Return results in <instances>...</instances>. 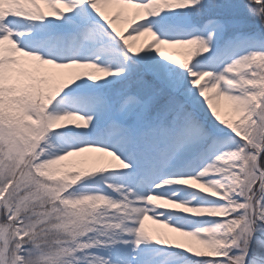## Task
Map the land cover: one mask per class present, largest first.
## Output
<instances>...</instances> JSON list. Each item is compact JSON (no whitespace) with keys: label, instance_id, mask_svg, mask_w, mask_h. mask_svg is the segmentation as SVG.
Listing matches in <instances>:
<instances>
[{"label":"snow or ice","instance_id":"6c2138e0","mask_svg":"<svg viewBox=\"0 0 264 264\" xmlns=\"http://www.w3.org/2000/svg\"><path fill=\"white\" fill-rule=\"evenodd\" d=\"M0 264H264V0H0Z\"/></svg>","mask_w":264,"mask_h":264},{"label":"rangeland","instance_id":"374dc122","mask_svg":"<svg viewBox=\"0 0 264 264\" xmlns=\"http://www.w3.org/2000/svg\"><path fill=\"white\" fill-rule=\"evenodd\" d=\"M45 9H46V11H49V9H47V6H45ZM109 11H110V12H111V11H115V6H110ZM133 11H134V9H133L131 6H129V7L126 8V14H130V13H132ZM117 23H118V25L121 26L122 28L124 27V23H123V21H118ZM125 30H126V29H125ZM148 39H149V37H147V36H145V37H141V38L137 41V44H138V45H139V44H142V43H144L145 41H147ZM222 103H225V102H222ZM146 227H148L149 229H151V228L154 227V225H153V223L148 222L147 225H146Z\"/></svg>","mask_w":264,"mask_h":264},{"label":"bare ground","instance_id":"6f19581e","mask_svg":"<svg viewBox=\"0 0 264 264\" xmlns=\"http://www.w3.org/2000/svg\"><path fill=\"white\" fill-rule=\"evenodd\" d=\"M148 222H151V221H147V222H146V225H147ZM151 223H152V222H151Z\"/></svg>","mask_w":264,"mask_h":264}]
</instances>
